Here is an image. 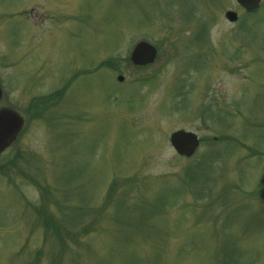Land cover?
<instances>
[{
	"label": "rangeland",
	"instance_id": "obj_1",
	"mask_svg": "<svg viewBox=\"0 0 264 264\" xmlns=\"http://www.w3.org/2000/svg\"><path fill=\"white\" fill-rule=\"evenodd\" d=\"M0 86V264H264V0H0Z\"/></svg>",
	"mask_w": 264,
	"mask_h": 264
},
{
	"label": "water",
	"instance_id": "obj_2",
	"mask_svg": "<svg viewBox=\"0 0 264 264\" xmlns=\"http://www.w3.org/2000/svg\"><path fill=\"white\" fill-rule=\"evenodd\" d=\"M237 3L243 7L247 12L257 10L262 0H236ZM226 19L234 23L238 20V16L234 12L226 13ZM157 58V50L152 45L141 42L133 50L131 54V62L133 65L143 67L153 64ZM119 81H123L120 77ZM2 91L0 89V99ZM23 126V120L16 112L8 109L0 111V154L4 152L16 139L18 133ZM170 143L178 155L183 157H192L199 148L200 142L198 137L185 131H178L171 135ZM262 190L260 198L264 202V173L261 178Z\"/></svg>",
	"mask_w": 264,
	"mask_h": 264
}]
</instances>
